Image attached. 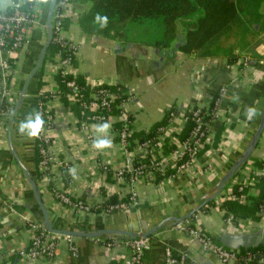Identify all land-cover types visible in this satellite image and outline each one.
<instances>
[{
	"label": "crops",
	"instance_id": "0c3cea01",
	"mask_svg": "<svg viewBox=\"0 0 264 264\" xmlns=\"http://www.w3.org/2000/svg\"><path fill=\"white\" fill-rule=\"evenodd\" d=\"M18 1L0 0V12ZM36 1L35 21L27 30L26 45L12 55L15 64L9 77V88L13 92L10 104L13 108L47 41L45 23L52 0ZM57 5L70 21L64 37L77 45L71 74L83 77L90 87L95 81H104L109 86L120 85L133 96V100H126L121 105L120 116L121 122L132 117L130 133L147 132L171 108L187 110L198 104L209 106L222 88L226 91L219 105L221 119L212 127L213 137L219 133L220 140L216 147L207 150L204 160L200 159L211 167L212 172L199 175L192 183L185 177L158 183L143 179L129 183L127 178L118 179L113 173L103 175L100 162L110 163L115 170L124 169L127 159L139 152L138 147L127 150L112 134L110 122H94L89 126V133L95 134L97 139L112 141L111 148L95 152L67 108L52 104V149L59 163H66L67 167H52L51 181L46 184L40 177L38 166L36 170L35 138L17 131L19 124L38 110L42 87L53 89L55 86L54 73L48 69L49 63L45 64L41 77L37 72L28 85L25 99L12 122L11 133L19 159L36 175L42 202L53 228H72L81 232L111 229L137 234L150 230L168 216L187 214L212 194L219 179L244 152L258 125L264 97V35L251 49L237 51L241 57L237 63L231 64L226 57L199 58L180 52L182 34L168 49L153 46L157 40L153 43H124L86 34L80 30L77 21L78 16L90 8V3L62 0ZM244 59H248V66L243 65ZM248 108L257 110L251 119L246 115ZM68 109L72 110L71 107ZM105 123L110 125L108 131L98 132L97 126ZM174 125L181 131L183 124L179 120ZM251 157L264 164V131ZM245 166L232 181H244L247 174ZM72 168L75 169V177L69 172ZM53 187L72 200L81 201L90 210L79 213L58 205L51 195ZM130 193H135L137 200L133 211L106 214L102 210L109 197L122 199ZM250 193L254 195L256 191L251 190ZM0 198V264H128L130 252L124 244L127 237L106 235L94 239L49 233V239L55 242L51 260L31 261L20 255V251L27 250L30 243L26 224L32 221L40 223L41 216L24 173L9 152L5 129L0 140ZM191 221L193 227L213 240L220 232L255 236L264 233V214L257 222L241 220L235 226L222 218L218 206H204L191 217ZM111 241L116 243L107 246ZM167 247L175 255L183 257L185 264H222L212 254L202 252L196 239L171 224L149 237L143 264H163Z\"/></svg>",
	"mask_w": 264,
	"mask_h": 264
},
{
	"label": "built area",
	"instance_id": "2783aa9c",
	"mask_svg": "<svg viewBox=\"0 0 264 264\" xmlns=\"http://www.w3.org/2000/svg\"><path fill=\"white\" fill-rule=\"evenodd\" d=\"M21 3L22 0L11 3V7H14V13L10 16H5L0 12V140L3 136L6 121L9 116V106L13 100V92L9 88V77L12 72L9 58L15 54L17 49L23 48L26 45V33L28 28L23 27V25L35 21V19H33L34 21L28 19L27 15L19 10ZM51 25L53 41L59 47V51L56 54L55 60L48 64V69L54 73V76L60 73L62 76L71 75L76 77L71 74V68L73 60H75L77 45L64 37L65 29L61 23V16L59 13H56L55 10ZM8 41L11 43L9 44ZM62 52L65 53L64 56H62ZM243 65L248 66V59H244ZM54 83L55 86L53 89L47 86L42 87L37 106V111L44 120L43 128L38 137L35 138L37 141V155L39 159L38 170L42 181L46 184L51 181L50 172L52 167L56 165L67 167L66 163H59L52 149L50 135L53 124L51 114L52 104L67 108L69 114L74 116V121L78 124L80 131L85 135L86 141L95 152L98 150L93 147V141L97 140V137L95 134H90L88 131L92 123L110 122L112 134L125 148L129 145L127 138L130 134L127 118L121 122V111L116 114L112 113V104L116 99V95L107 88V86H109L107 83L104 81H95L91 87L86 84L93 91L84 99L75 81L71 80L67 82L66 88L68 92L64 95L67 100L66 105L61 101V96L63 95H61L55 81ZM225 91L226 90L222 88L209 106L198 104L187 110L180 109L170 111L169 109V112L167 111L168 124L165 129L162 130V134L155 139L156 141H145L137 145L139 152L133 156V158L127 159L124 169L115 170L111 167L110 163L100 162V172L103 175L113 173L118 179L127 178L129 183L139 179L154 183L157 177L171 181H176L181 177H185L192 183L196 181L199 175L205 172H212L211 167L200 162L198 154L205 146L212 147L214 144L212 127L221 119L219 105L225 95ZM124 94L126 100H133V96L126 92H124ZM41 97H44L45 100H42ZM126 100H124V102ZM76 103L79 104L78 116L73 110L68 109L69 107L72 108ZM210 106L212 107L210 108ZM88 113H91L92 116H87ZM176 120H179L183 126L189 120L193 123V128L189 136L183 141H179L176 137V134L180 132L174 125ZM117 122L122 123V130L117 131L113 128V125ZM165 139H169L170 143L176 146L168 156H165L161 149V145ZM246 170L247 174L244 181L234 179L229 183L227 189L222 191L216 199V206H219L226 200L234 199L239 200L240 203H248V199H246L244 195H241L239 198L234 196L232 187L233 185H238V191L242 192L243 189L253 181L254 176H264V165L258 170L247 165ZM51 195L60 206L72 208L79 213L88 212L90 210L89 206L84 205L81 201L72 200L56 187L51 189ZM249 195L253 194L248 192V196ZM128 196L129 202L127 204L119 203L109 205L102 210L105 211L106 214H112L136 207L137 200L135 193H130ZM207 206L208 205H206V207ZM10 212H13L11 208ZM220 213L221 216H223V212L220 211ZM263 214L264 210L259 213V215L262 216ZM26 225L30 231V243L27 250L20 251V255L31 261L39 259L51 260L54 255L55 242L49 239V233L46 232L38 222L32 221L28 222ZM177 226L181 231L186 232L199 242L202 252L212 254L222 264H264V256L260 257L249 251L242 254L239 251L227 249L219 243H216L208 234L193 227L191 219L177 224ZM115 243L116 241L108 242L107 246H112ZM124 244L130 252L128 264H143V255L149 248V238H139L134 241L126 240ZM163 264H185V259L175 255L173 251L167 247L164 250Z\"/></svg>",
	"mask_w": 264,
	"mask_h": 264
},
{
	"label": "trees",
	"instance_id": "16d2710c",
	"mask_svg": "<svg viewBox=\"0 0 264 264\" xmlns=\"http://www.w3.org/2000/svg\"><path fill=\"white\" fill-rule=\"evenodd\" d=\"M62 0H58L57 4ZM69 3H90V8L78 16L77 24L80 30L92 36H99L117 42L126 41L125 29L129 23L141 22L149 19L158 22L162 27V37L156 41L153 46L161 49H168L173 41L182 34V39L178 50L184 54L195 55L199 58L209 57H226L229 63H237L241 57L239 52L251 49L258 43L259 38L264 35V12H261V6L264 0H66ZM36 0H22L19 10L27 15L28 19H35V9L37 8ZM55 12L61 16V23L66 29L69 25V19L64 17L60 6L57 5ZM5 16L14 13V7H8L1 12ZM100 19H97V17ZM104 18L107 19L106 25ZM34 21V20H33ZM32 22L24 24L23 27L29 28ZM10 44L11 42L8 41ZM17 49L15 52L20 51ZM59 47L53 41L50 42L42 66L38 71L39 78L43 67L47 63L55 60ZM65 53L62 52V56ZM74 62V60H73ZM11 70L14 68L15 59L9 58ZM75 81L80 89L82 97L85 99L92 93L81 76L73 77L71 75L62 76L60 73L54 76L59 91L61 92V101L66 105L67 100L64 95L68 92L66 83ZM39 85H42L41 82ZM107 88L116 95V99L112 104V113L116 114L121 111L120 105L126 100L124 88L120 85L107 86ZM45 100L44 97H41ZM79 104L72 106V110L78 116ZM212 106H210L211 108ZM176 109H170L175 111ZM13 111V106H9L8 114ZM169 112V111H168ZM168 112H165L163 118L153 124L147 132H131L127 138L129 145L127 150H132L145 141H154L162 130L168 124ZM87 116H92L88 113ZM132 117L127 118L128 128L130 129ZM122 123H115L113 128L117 131L122 130ZM193 128V123L187 121L183 129L176 134L179 141L185 140ZM219 133L214 136V144L216 147L219 142ZM175 136V134H174ZM156 141V140H155ZM35 157L36 170L38 166L37 141H35ZM176 148L170 143L169 139H165L161 145L162 152L165 156L171 154ZM210 146H205L198 154L202 160ZM204 158V159H203ZM247 164L258 170L264 164L258 159L251 157ZM37 173V172H36ZM163 178L157 177L154 183L162 181ZM239 186L233 185L232 193L239 198L244 195L248 199V203H240L239 200H226L222 202L218 209L223 212L222 218L230 221L233 225H237L241 220L259 221L261 215L259 213L264 210V176L256 175L253 181L247 185L242 192L238 191ZM255 190L254 195L248 192ZM129 196L118 198L116 196L109 197L103 204V208L109 205L128 203ZM208 206H216V200L209 203ZM137 207V206H136ZM134 207V208H136ZM134 208L129 210L133 211ZM21 210V209H20ZM218 243L217 240H214ZM253 252L258 256H264V245L248 250L241 249L240 253ZM143 255V261L145 259Z\"/></svg>",
	"mask_w": 264,
	"mask_h": 264
},
{
	"label": "water",
	"instance_id": "95a60500",
	"mask_svg": "<svg viewBox=\"0 0 264 264\" xmlns=\"http://www.w3.org/2000/svg\"><path fill=\"white\" fill-rule=\"evenodd\" d=\"M57 1L58 0H52L49 5L48 11H47L46 23H45V28L47 32L46 44L41 50L36 66L32 70L31 74L29 75L28 79L26 80V82L24 83L23 87L21 88L18 94V98L14 104L13 111L7 118L6 128H5L6 143L8 145L9 152L11 156L13 157L15 163L19 167V169L24 173L25 179L30 186V190H31L33 199L35 201L37 210L41 216L40 223L42 227L44 228L46 232L50 234L63 235V236H68V237H81V238L85 237V238L95 239L100 236L106 235L110 237H127L128 240L134 241V240H138L139 238H143V239L149 238L152 235L156 234L161 228H163L164 226H167L168 224L177 225L186 220L191 219V217L194 216L198 211H200L204 206L208 205L209 203L215 201L218 198V196L221 194L224 188L236 176L237 172L240 171L250 159L252 152L254 151L262 132L264 131V97L262 101V109H261V114H260L258 125L255 131L253 132L246 149L239 156L236 162L228 169V171L219 179L212 194L208 198L203 200L198 206L191 209L187 214L180 216V217L168 216L162 219L161 221H159L150 230L146 232H142V233H137V234L126 232V231H121V230H111V229H99L93 232H81V231H77L72 228H67V229L53 228L50 222V219H49L47 209L45 208V205L42 202L36 175H33V173H31V171L27 169V167L19 159V156L13 144L11 129H12V122L14 120L16 112L21 107L25 99L28 85L31 79L34 77V75L41 68L47 48L50 42L52 41L53 33H52L51 20H52L54 10L56 8ZM216 240L218 241L220 245H222L223 247L227 249H231L235 251H240L241 249L248 250L249 248H256L260 245H264V233L262 236H255V235H251L248 233L234 234V233L220 232L217 235Z\"/></svg>",
	"mask_w": 264,
	"mask_h": 264
},
{
	"label": "clouds",
	"instance_id": "9594fccd",
	"mask_svg": "<svg viewBox=\"0 0 264 264\" xmlns=\"http://www.w3.org/2000/svg\"><path fill=\"white\" fill-rule=\"evenodd\" d=\"M97 19H100L98 16ZM107 19L104 18V24L106 25ZM257 110L255 108H248L246 109V115L249 119H251L254 115H256ZM44 125V120L40 116L38 111H34L33 113L29 114L24 121H22L18 126V133L21 135H27L29 138H36L38 137L40 131L42 130ZM110 125L105 123L102 125L97 126V131L106 133L109 129ZM93 147L98 150H103L106 148L112 147L111 139H97L93 141ZM70 174L75 177V169H69Z\"/></svg>",
	"mask_w": 264,
	"mask_h": 264
},
{
	"label": "rangeland",
	"instance_id": "374dc122",
	"mask_svg": "<svg viewBox=\"0 0 264 264\" xmlns=\"http://www.w3.org/2000/svg\"><path fill=\"white\" fill-rule=\"evenodd\" d=\"M261 12H264V3L261 6ZM162 32L163 29L159 23L149 19L129 23L125 29L126 41L124 43H153L161 39ZM246 168L247 166L244 170Z\"/></svg>",
	"mask_w": 264,
	"mask_h": 264
}]
</instances>
